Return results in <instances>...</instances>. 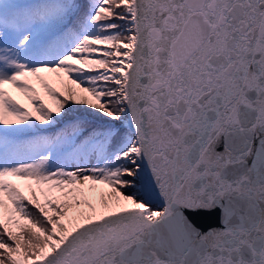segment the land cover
<instances>
[{
	"label": "snow or ice",
	"instance_id": "6c2138e0",
	"mask_svg": "<svg viewBox=\"0 0 264 264\" xmlns=\"http://www.w3.org/2000/svg\"><path fill=\"white\" fill-rule=\"evenodd\" d=\"M75 8L0 3V264H264V0H95L70 28ZM42 73L134 131L9 139L64 109Z\"/></svg>",
	"mask_w": 264,
	"mask_h": 264
},
{
	"label": "trees",
	"instance_id": "16d2710c",
	"mask_svg": "<svg viewBox=\"0 0 264 264\" xmlns=\"http://www.w3.org/2000/svg\"><path fill=\"white\" fill-rule=\"evenodd\" d=\"M70 3H74L76 7L78 3H81V6L77 10V14L74 16V19L71 20L72 23L69 26L70 28L73 26H78L83 17L91 11V6L95 2V0H69ZM116 23H121L120 21H116ZM102 47V46H101ZM102 70V69H101ZM100 70V71H101ZM50 84H53L54 90L56 91L57 96L59 97L60 101L64 103V109L58 115L55 110L52 112V120L55 121L53 124H40L38 121H35V113H32L33 121L36 123V127L39 129H46V131L40 132H33V131H26L24 133H20L18 135H30L31 136H23L17 142L24 143L29 140L36 138V136H49L55 137L61 133H71L74 127L78 129V134L76 137L72 139L76 140L79 143L83 140L86 136L91 134L92 132H99L105 131L109 128L112 129L114 133L117 134V137H122L125 134L129 133L128 130L123 127H115L108 123L105 120V116L102 114L88 108L86 105H77L74 104L72 101L66 100L65 96L61 93L59 87L54 84V76L50 73H42ZM68 87H73L72 85H68ZM78 91V90H77ZM37 92L40 96L44 98V101L48 107H52L54 109V105L52 100L47 98V96L43 93V90L37 86ZM81 96L87 98V94L81 93ZM26 106L27 102L24 101ZM29 111H31V107L28 106ZM108 124V125H107ZM5 126L0 125V128H4ZM7 127H23V125H8ZM9 139H13L14 137H9ZM16 141V140H15ZM59 150V149H58ZM88 158V157H87ZM87 158L82 161V163L87 162ZM97 156L91 162L94 164L96 162ZM81 163L78 159L72 157L70 152H63L61 157L55 161V164H64L67 168H71V165H77ZM31 209V206L29 205ZM35 211L34 209H31Z\"/></svg>",
	"mask_w": 264,
	"mask_h": 264
},
{
	"label": "water",
	"instance_id": "95a60500",
	"mask_svg": "<svg viewBox=\"0 0 264 264\" xmlns=\"http://www.w3.org/2000/svg\"><path fill=\"white\" fill-rule=\"evenodd\" d=\"M126 127L128 131L133 130L131 126V115L126 114ZM137 195H140L143 193V188L138 183V188H136ZM150 200V206L154 208L155 210H162L163 208V202L159 199L157 196L148 197ZM194 220V223L201 231H207L209 229L218 228L221 226L220 221V212L219 210L212 211L210 213H200L196 217L192 218Z\"/></svg>",
	"mask_w": 264,
	"mask_h": 264
},
{
	"label": "rangeland",
	"instance_id": "374dc122",
	"mask_svg": "<svg viewBox=\"0 0 264 264\" xmlns=\"http://www.w3.org/2000/svg\"><path fill=\"white\" fill-rule=\"evenodd\" d=\"M38 2V1H37ZM0 3H2V0H0ZM33 3H36V2H33ZM10 43V42H9ZM5 46V43L3 40H0V47H4ZM102 71V70H101ZM105 120L108 121V123H110L111 125H114L115 127H123L125 126V128L127 129L126 127V117L124 116L123 120L122 121H115V120H111L110 118L108 117H105L104 118ZM108 125V124H107ZM128 130V129H127ZM129 132V131H128ZM96 155L93 154V153H89L88 155V160L85 164H87L89 161L92 162V160L94 159ZM72 168H75L76 165H71ZM136 188H138V183L136 184V186L134 188H130V189H127V191L131 194V193H135L137 194V191H136ZM154 209V208H153ZM155 210V209H154Z\"/></svg>",
	"mask_w": 264,
	"mask_h": 264
}]
</instances>
